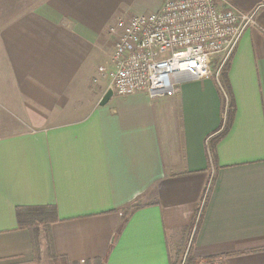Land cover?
<instances>
[{
	"label": "crops",
	"instance_id": "obj_1",
	"mask_svg": "<svg viewBox=\"0 0 264 264\" xmlns=\"http://www.w3.org/2000/svg\"><path fill=\"white\" fill-rule=\"evenodd\" d=\"M227 1L254 24L222 85L104 106L108 28L163 0H36L0 25V264H43L45 208L46 264H264V0Z\"/></svg>",
	"mask_w": 264,
	"mask_h": 264
},
{
	"label": "built area",
	"instance_id": "obj_2",
	"mask_svg": "<svg viewBox=\"0 0 264 264\" xmlns=\"http://www.w3.org/2000/svg\"><path fill=\"white\" fill-rule=\"evenodd\" d=\"M253 24V14L238 12L227 0H163L159 11L118 19L108 28L115 36L111 70L99 67L98 73L113 97L171 98L182 82L218 80L211 58L220 57L222 68Z\"/></svg>",
	"mask_w": 264,
	"mask_h": 264
},
{
	"label": "rangeland",
	"instance_id": "obj_3",
	"mask_svg": "<svg viewBox=\"0 0 264 264\" xmlns=\"http://www.w3.org/2000/svg\"><path fill=\"white\" fill-rule=\"evenodd\" d=\"M36 2V0H0V25H3L5 22H7L8 20H10L12 17L18 15L21 11H26L28 9H30L31 7L34 6V3ZM219 62V61H218ZM218 62H215L214 64L211 63V71L212 73H218L219 72V77H218V81L221 79V75L223 74L225 68H227V64L228 61L225 62V64L222 66L221 65L218 66ZM228 100V99H227ZM230 109V102L228 100V104L226 103V113L227 111H229ZM209 187V185H208ZM207 190L204 193L203 199L202 201H205V194H206ZM39 213H41L42 215H45L48 217V213L43 212V211H38ZM39 218V214L36 212V216L34 217V220H37ZM40 223H36L34 222V224H32V228L35 227H39ZM31 225V222H30ZM43 226V225H42ZM44 227V226H43ZM44 229L40 226L38 229L39 232V238L37 241V254L39 257V263H40V253H41V259H42V263L46 264L48 260L47 258V254L46 257L45 255V242H44ZM175 260V264H196L195 262L193 263L192 258L190 257V253L189 251H184L182 253L181 256L179 257H174Z\"/></svg>",
	"mask_w": 264,
	"mask_h": 264
},
{
	"label": "trees",
	"instance_id": "obj_4",
	"mask_svg": "<svg viewBox=\"0 0 264 264\" xmlns=\"http://www.w3.org/2000/svg\"><path fill=\"white\" fill-rule=\"evenodd\" d=\"M226 69L227 68H225V70H224V72H223V74L221 75V79L219 80V83L222 85L223 83H224V77H225V73H226ZM230 120H231V103H230V109H229V111H227V113H226V119H225V121H224V125H223V130H222V132L220 133V135L218 136V138H220V137H222L225 133H226V131L228 130V128H229V126H230ZM212 149H213V147H212ZM45 210L47 211V213H48V217L47 216H45V215H39V218L37 219V220H34V217L36 216V211H38V209H34V210H29L30 211V215L27 217L28 218V220H29V228H30V230L33 232V230L35 231V232H38V229H37V227H35V228H32V224H34V222H36V223H40L39 225H43L44 227H43V231H44V236H45V238H46V241H47V243H48V246H49V248H48V250L50 251V242H49V239H48V228H49V223L51 222V221H53L54 220V218H55V216H54V210H53V208H45ZM21 211H26V210H24V209H18L17 210V213H18V217L20 216V213H21ZM45 211V212H46ZM30 222H31V225H30ZM35 241V240H34ZM34 241H33V244H34V248H35V243H34ZM96 264H100V263H98V262H96Z\"/></svg>",
	"mask_w": 264,
	"mask_h": 264
},
{
	"label": "water",
	"instance_id": "obj_5",
	"mask_svg": "<svg viewBox=\"0 0 264 264\" xmlns=\"http://www.w3.org/2000/svg\"><path fill=\"white\" fill-rule=\"evenodd\" d=\"M112 98L111 90H108L99 102V106H104Z\"/></svg>",
	"mask_w": 264,
	"mask_h": 264
}]
</instances>
